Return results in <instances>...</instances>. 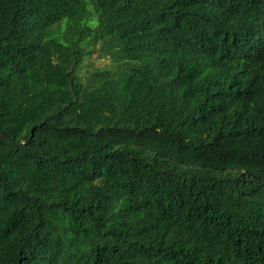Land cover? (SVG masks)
I'll return each instance as SVG.
<instances>
[{"label": "trees", "instance_id": "trees-1", "mask_svg": "<svg viewBox=\"0 0 264 264\" xmlns=\"http://www.w3.org/2000/svg\"><path fill=\"white\" fill-rule=\"evenodd\" d=\"M0 264H264V0H0Z\"/></svg>", "mask_w": 264, "mask_h": 264}, {"label": "rangeland", "instance_id": "rangeland-1", "mask_svg": "<svg viewBox=\"0 0 264 264\" xmlns=\"http://www.w3.org/2000/svg\"><path fill=\"white\" fill-rule=\"evenodd\" d=\"M109 60L99 57V54H95L92 58H85L82 64L78 67V75L81 78H86L90 72L95 68H103L109 65Z\"/></svg>", "mask_w": 264, "mask_h": 264}]
</instances>
